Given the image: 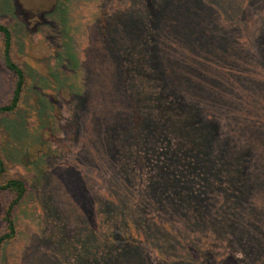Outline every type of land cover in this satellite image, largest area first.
Segmentation results:
<instances>
[{
  "label": "trees",
  "instance_id": "16d2710c",
  "mask_svg": "<svg viewBox=\"0 0 264 264\" xmlns=\"http://www.w3.org/2000/svg\"><path fill=\"white\" fill-rule=\"evenodd\" d=\"M246 1L161 0L152 14L145 0H127L113 10H107L111 1L102 5L95 19L100 39L96 49L110 58L111 67L95 76L101 85L97 98L109 92L110 106L117 107L112 110L116 118L102 119L106 125L117 122V142L129 162L136 155L129 147H138L141 160L157 176L129 205L127 178L120 180L123 169H118L119 182L99 205L97 216L115 214L120 224L112 238L90 232L83 264H147L139 242L143 240L167 264H212L216 251L201 249L205 243H227L244 253L247 263L264 264V102L252 115L255 141L243 142L235 125L240 116L236 103L243 99L236 89L237 74L226 68L228 48L214 36L242 35L230 26L241 14L250 21L241 7ZM178 24L182 36L171 34ZM154 29L157 46L145 60L146 36ZM11 44V31L0 21V62L14 77L9 99L0 103V116L17 108L25 88V73L12 57ZM238 50L246 49L242 45ZM76 99L82 100L80 95ZM115 145L97 140L85 154L87 163L105 175L116 165ZM247 154L258 166L254 178L242 174ZM3 160L0 151V192L7 196L0 264L4 246L17 235L14 217L27 192L23 179L3 178ZM82 219L91 222L86 215Z\"/></svg>",
  "mask_w": 264,
  "mask_h": 264
},
{
  "label": "rangeland",
  "instance_id": "374dc122",
  "mask_svg": "<svg viewBox=\"0 0 264 264\" xmlns=\"http://www.w3.org/2000/svg\"><path fill=\"white\" fill-rule=\"evenodd\" d=\"M110 1L107 10L117 9L127 0ZM110 1L0 0V21L11 31L12 57L25 73L20 104L0 116V151L6 167L3 178L18 177L27 185L26 196L14 217L17 235L4 246L2 264H83L81 255L88 252L90 232L94 236L104 232L107 238H112L120 224L115 214L105 219L97 216L99 205L119 182L115 174L120 168L123 172L118 174L119 179L127 178L124 184L128 187L129 205L140 198L141 191L157 176V170L141 160L142 151L138 147H129L136 153L130 162L122 154L123 146L117 142L121 135L117 122L108 125L104 122L106 115L115 117L112 110L117 107L110 106L113 102L109 92L97 98L101 85L95 76L107 74L111 64L110 58L101 57V51L96 49L100 39L95 19L102 5ZM145 1L152 14L161 0ZM241 7L250 21L241 14L230 27L242 35L214 36L228 48L226 68L237 74L236 89L243 99L236 103L240 116L235 125L243 135V142L249 143L255 141L253 112L264 102V0H247ZM196 22L208 26L200 20ZM153 31L146 36L145 60L157 46ZM170 31L178 35L182 29L178 24ZM242 45L246 50L237 52ZM13 80L0 62V103L9 99ZM79 95L81 101L76 99ZM97 140L116 144V165L105 175L85 159ZM252 153L256 154V150ZM251 162L247 154L241 163L245 168L242 174L247 178H254V167H258ZM62 188L68 194L60 193ZM5 199L7 196L0 192V232L5 226L2 218ZM82 215L91 222L85 224ZM139 242L147 264H167V260L160 262L156 248L150 243ZM201 249L216 251L212 264H249L244 253L234 251L227 243L220 246L205 243Z\"/></svg>",
  "mask_w": 264,
  "mask_h": 264
}]
</instances>
